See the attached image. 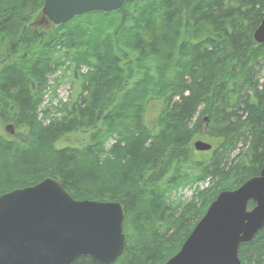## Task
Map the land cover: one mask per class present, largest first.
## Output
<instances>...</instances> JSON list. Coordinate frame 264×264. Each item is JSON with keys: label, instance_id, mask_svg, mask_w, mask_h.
<instances>
[{"label": "trees", "instance_id": "trees-1", "mask_svg": "<svg viewBox=\"0 0 264 264\" xmlns=\"http://www.w3.org/2000/svg\"><path fill=\"white\" fill-rule=\"evenodd\" d=\"M43 7L0 0V197L54 178L76 201L120 203L128 244L116 264H166L223 191L264 168V44L253 38L264 0H139L48 27ZM58 72L80 92L44 125L43 91ZM151 103L161 110L147 124ZM203 122L214 146L197 158ZM239 142L245 158L226 172ZM207 181L188 204L170 203ZM239 259L264 264V229Z\"/></svg>", "mask_w": 264, "mask_h": 264}, {"label": "water", "instance_id": "water-1", "mask_svg": "<svg viewBox=\"0 0 264 264\" xmlns=\"http://www.w3.org/2000/svg\"><path fill=\"white\" fill-rule=\"evenodd\" d=\"M139 0H44L42 22L64 25L95 12L111 13ZM41 22V23H42ZM264 44V18L253 35ZM6 132L15 134L13 125ZM197 152L213 146L197 141ZM255 207L249 209V203ZM125 210L120 203L75 201L54 178L0 197V264H72L87 256L115 264L125 253ZM264 229V168L236 190L223 191L166 264H241L242 244Z\"/></svg>", "mask_w": 264, "mask_h": 264}, {"label": "rangeland", "instance_id": "rangeland-1", "mask_svg": "<svg viewBox=\"0 0 264 264\" xmlns=\"http://www.w3.org/2000/svg\"><path fill=\"white\" fill-rule=\"evenodd\" d=\"M41 19V17H40ZM50 25L49 22H43V27H48ZM83 73L87 72L86 68L82 69ZM257 81L259 84L260 90L264 88V69L260 70L257 75ZM80 81L79 79H74L73 73L68 72L66 76L64 77V74L62 72H58L55 76L49 78V84L43 91V102L41 104L40 109V121L44 123V125H48L50 123V119L59 118V109L62 105L73 101L74 97H76L77 88L79 89ZM80 92V89L78 90ZM249 93V92H248ZM250 95V94H249ZM42 110H49V118L44 119ZM158 110L161 109L159 107L156 108L155 103H151L149 107L147 108L146 112V123L150 124L153 123L156 119L155 117L159 114ZM203 110V108H201ZM199 117V114L196 116V118L193 120L194 123L197 122V119ZM205 119V118H204ZM203 120V119H202ZM206 120V119H205ZM205 122L203 124L201 123L200 126V135L197 137V141H204L206 143H209L214 146V140L210 137L205 136ZM69 145H82L81 138L73 137L72 139H69V141L66 142ZM59 147V144H58ZM247 145H244L242 142L238 143L234 152L229 156L228 159L225 160V163L223 164L222 168L225 166V171L228 172L231 167H233L236 163L239 161H242L245 156L244 153L247 151ZM205 153H198L195 151V157L201 158L206 157ZM211 187V182H203L199 184H195L190 187L181 188L177 192L172 194V198L170 200V203L174 205H178L181 207L185 204H188L192 199H194L197 195L206 193V190ZM201 203V207H202ZM201 209V208H199Z\"/></svg>", "mask_w": 264, "mask_h": 264}]
</instances>
